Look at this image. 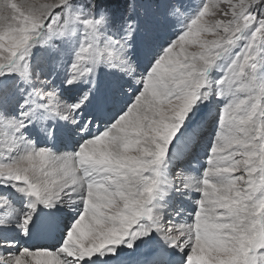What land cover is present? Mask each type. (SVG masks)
Here are the masks:
<instances>
[{"label":"snow or ice","instance_id":"6c2138e0","mask_svg":"<svg viewBox=\"0 0 264 264\" xmlns=\"http://www.w3.org/2000/svg\"><path fill=\"white\" fill-rule=\"evenodd\" d=\"M88 5L0 0V76L15 74L23 85L17 114L0 98V143L10 150L28 144L24 154L0 162V182L12 181L17 191L33 198L19 217L0 200L5 206L0 226L15 221L22 237L36 229H62L54 247L17 248L15 241L0 240V264H94V256L116 255L121 245L132 249L153 232L168 248L185 254L184 264H264V78L257 75L264 65V0H201L192 18L170 10L169 16L185 21L184 30L150 52V64L139 77L124 55L139 30L137 21L126 20L120 39L105 37L108 11L97 12L96 0ZM135 8L132 0L129 15ZM78 26H83V39L64 83L71 86L91 76V86L75 103L66 104L27 57L35 43L75 34ZM241 40L246 42L212 83L210 69ZM101 63L140 85L102 131L93 118L79 119ZM212 96L223 104L206 167L200 175L177 168L167 176L173 142L188 131L193 108ZM56 118L78 124L81 140L75 151L56 154L25 140L22 130L34 121L44 128L45 120ZM45 131L49 138L55 134L54 128ZM194 192L200 197L192 200L191 220L179 227L173 219L165 220V197L182 193L191 199ZM73 196L83 207L70 224L61 226L52 213L37 223L38 206L71 205ZM150 264H168L164 250Z\"/></svg>","mask_w":264,"mask_h":264},{"label":"rangeland","instance_id":"374dc122","mask_svg":"<svg viewBox=\"0 0 264 264\" xmlns=\"http://www.w3.org/2000/svg\"><path fill=\"white\" fill-rule=\"evenodd\" d=\"M118 1V3H114ZM18 2V0H13ZM34 2L41 3L44 0H34ZM132 0H96L97 12L100 8H104L109 13V23L106 25L104 32L105 37H111L118 40L123 35V29L128 19H134L139 25V30L135 34V39L132 42V47L124 54L129 58L130 62L134 64V76L139 77L141 73L145 72L150 64V52L157 48L164 46L168 41L177 38L183 29V23L179 15L169 16L168 12L172 9H179V12L184 16L192 18L198 14L201 0H135L136 8L129 15L128 8ZM207 2V0H205ZM72 3L77 6L87 8L88 0H72ZM7 14L9 10L3 9ZM205 19L210 20V16ZM153 26L155 29L153 30ZM148 37L147 43L145 39ZM83 39V26H78L75 34L57 37L50 39L45 44L35 43L30 49V55L27 57L32 69L39 71L41 79L49 80L51 87L58 89V95L66 104L75 103L79 97L89 89L91 86V76L82 78L76 84L67 86L64 81L68 78V70L74 59V52L78 50ZM245 40L238 42V45L233 48L232 53L227 59L222 58L217 61L209 71V79L212 83L220 79L223 75V67L230 62L232 55L240 51V48L245 43ZM55 45V49H53ZM143 51V52H142ZM258 76L264 78V65L260 66ZM96 87L93 90L90 102L85 106L93 110H82L83 115L79 117L80 122L93 118V121L99 125L102 131L105 123H109L111 118L120 111L136 91L140 85L135 83L132 76L120 71L118 68H109L107 64L101 63L95 72ZM38 86L34 84L33 87ZM23 87L22 82L15 74H7L0 76V98L7 100L9 103V111L12 114H17L20 110V104L23 103V95L20 88ZM130 89V90H129ZM223 101L218 100L215 96L210 97L202 103H198L192 113L189 114L191 124L185 135L180 140L174 141V147L168 152V159L166 161L167 176L175 174L177 168H183L191 175H200L205 165L207 158V149L210 146L211 140L216 131V120L220 107ZM94 106H98L96 109ZM59 130L55 131L57 145L53 142L48 143L41 133V137L37 136L35 128L37 122H33L26 129L22 130L26 141H31L33 146L37 149L44 147L51 149L54 153L60 154L64 152H73L77 149L81 139L77 137L78 124L72 123L71 120L47 119L45 120V128L57 127ZM40 126V124L38 125ZM41 128V127H40ZM193 129H195V136H193ZM96 130L95 128L93 129ZM183 131V129H182ZM179 135V134H178ZM77 143L76 145L74 143ZM28 144H15L11 150L0 143V162H10L12 159L25 153ZM174 153L176 158H173ZM14 182L5 181L0 182V200L8 202L7 207H10L15 215L19 217L21 214L28 211L27 205L33 199L25 194L17 191L13 186ZM200 193H192L191 199H186L185 194L171 193L164 200L165 220L173 219L176 226L180 223H186L187 219L192 217L188 215L194 209L192 200L199 199ZM166 199L172 202V206L168 207ZM59 209H49L43 206H38L36 220L41 224L49 220L50 213L55 215L58 223L63 225L70 224L82 211V201L78 200L74 206ZM56 210V211H55ZM168 210H171L168 212ZM5 211V206H0V215ZM72 211V213L70 212ZM76 213L75 217L70 214ZM174 214L171 217L169 214ZM62 235V229L54 233L46 229H36L30 237H22L18 228L15 227V221L11 222L9 226H0V240L15 241L16 247H54ZM151 240V239H150ZM46 243L47 246L43 245ZM164 250L168 260V264H183L186 259L185 254L179 262L172 261L174 256L180 253L177 250H168V246L164 241L151 240L149 245L144 249L139 250L138 253L132 254L128 248L119 250L116 255L104 254L97 258L94 256L96 264H103L107 261L115 260L120 263L133 264H150L155 253L159 250Z\"/></svg>","mask_w":264,"mask_h":264},{"label":"bare ground","instance_id":"6f19581e","mask_svg":"<svg viewBox=\"0 0 264 264\" xmlns=\"http://www.w3.org/2000/svg\"><path fill=\"white\" fill-rule=\"evenodd\" d=\"M155 29V27L153 26V30ZM143 52V51H142ZM96 109H98V106H94ZM85 110H93V109H91L90 107H86L85 106ZM52 123H56V125L58 124V122H52ZM37 124V126H36V128H35V132H36V134H37V136H40L41 137V133H42V135H43V133H44V135H43V137L46 139V141L48 142V143H50V141H51V143L53 142V144L56 146L57 145V142H56V137L53 135L52 136V138H49V136L47 135V133H46V131H45V127L44 128H42L41 126H38L39 125V123H36ZM41 127V128H40ZM54 129H55V131H57V130H59V124L57 125V127H54ZM77 137L79 138V139H81V137H80V135L79 134H77ZM78 143V142H77ZM76 142L74 143L75 145L77 144ZM72 199L75 201L74 203H73V206H74V204L79 200V199H76L75 198V196H73L72 197ZM166 203H167V205H168V207H171L172 205V202L171 201H169L168 199H166ZM63 205H66V206H64V208L65 207H69V204L67 203V202H65L64 204H60V203H58L57 205H56V207H55V209H59V208H63ZM171 205V206H170ZM56 211V210H55ZM169 211H171V210H168V212ZM71 213H72V211H70ZM169 214V213H168ZM174 214H176V213H171V214H169V216H171V217H173V216H175ZM75 215H76V213H74V214H70V216L72 217V216H74L75 217ZM175 217H177V216H175ZM151 240H159V241H161V239H160V237L155 233V232H153V234H152V237H151ZM150 239H148V238H144V240L142 241V240H137L136 242H135V246L132 248V249H129L130 250V252L132 253V254H136V253H138L139 252V250H142V249H144L147 245H149V242L151 241ZM43 245H45V246H47L46 245V243H44ZM123 248H125L123 245H121L118 249H117V252L119 251V250H121V249H123ZM168 250H176V249H173V248H168ZM177 251H179V250H177ZM107 254V253H106ZM183 252H180L178 255L176 254L175 256H174V260L172 259V261H176V262H179L181 259H185L184 257H183ZM97 258H100V255H98L97 256ZM167 260H170V258H167ZM95 261V259H93V262ZM171 261V260H170ZM94 264H96L95 262H94ZM103 264H126V263H120L119 261H115V260H111V261H107V262H105V263H103ZM127 264H133V263H127ZM140 264H142V263H140ZM184 264V263H183Z\"/></svg>","mask_w":264,"mask_h":264},{"label":"trees","instance_id":"16d2710c","mask_svg":"<svg viewBox=\"0 0 264 264\" xmlns=\"http://www.w3.org/2000/svg\"><path fill=\"white\" fill-rule=\"evenodd\" d=\"M114 3H118V1L114 2Z\"/></svg>","mask_w":264,"mask_h":264}]
</instances>
